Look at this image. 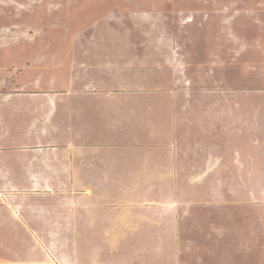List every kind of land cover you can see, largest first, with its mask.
<instances>
[{"label": "rangeland", "instance_id": "obj_1", "mask_svg": "<svg viewBox=\"0 0 264 264\" xmlns=\"http://www.w3.org/2000/svg\"><path fill=\"white\" fill-rule=\"evenodd\" d=\"M28 94L126 138L122 160L0 163V264H188L193 220L243 226L236 249L262 255L264 0H0L3 145L43 113ZM188 124L225 127L221 160L159 157Z\"/></svg>", "mask_w": 264, "mask_h": 264}, {"label": "crops", "instance_id": "obj_2", "mask_svg": "<svg viewBox=\"0 0 264 264\" xmlns=\"http://www.w3.org/2000/svg\"><path fill=\"white\" fill-rule=\"evenodd\" d=\"M84 96L92 97L90 93H83L82 97ZM28 97L35 100L33 106L26 109L29 115L35 113V111L43 113L34 119L29 117L27 120L28 128L24 130L23 140L19 144L3 145L2 142L12 132L2 127L0 128V163L8 167L5 160H14L13 164H17L16 160H53V154H55L54 160H116L113 156L117 157L118 160H122L121 155L123 152L120 150L122 147H118L116 143L120 144L122 142L121 139L126 137L122 138L120 132L113 130L112 134L92 131L82 124L86 110L93 115L97 113L100 116L106 113L104 110L84 109L77 104L75 105L76 110H72V108L70 110L69 108L60 109L61 119L57 122L56 119L52 118L50 103L52 98H50V95L28 94ZM36 105H41L43 108H35ZM54 111L56 112V110ZM68 117L73 120L69 121ZM109 127L111 129V125ZM212 127L206 124L197 128L192 124L183 127L176 126L170 131L169 139L166 138V140L158 141L155 144V148L160 151L157 154L162 160H165L166 157L168 160H221L222 153H226L229 138L225 127L220 126L218 130L221 129V132L215 140L213 137L214 128ZM100 132L102 136L107 135V138L112 140L110 139L109 143H101L99 139L101 137ZM84 133L86 135L88 133L96 135L87 140L79 138ZM234 133L236 136H233L232 140L239 144L243 130L236 128ZM144 137L145 139L143 138V140L146 143L147 135ZM145 143L141 145V150L146 151L148 149L149 146ZM213 143L218 147L215 150ZM212 149L214 150L213 154ZM26 181L28 182H24L27 185L34 187L32 182ZM20 186L21 183H16L13 187L20 188ZM231 225L210 220L189 221L187 224L189 244H191L192 237H194L193 242L195 246L197 245L198 252L189 254L188 264H264V245L262 246V255L244 257L242 253L244 250L243 244L246 243L244 241L241 244L238 243L244 239V232L238 231V228L239 230L243 229V226L240 228L237 223ZM234 225L237 226V229ZM253 240L254 238L251 239V242ZM238 244L241 245L239 248L237 247ZM236 248L242 249V252Z\"/></svg>", "mask_w": 264, "mask_h": 264}]
</instances>
